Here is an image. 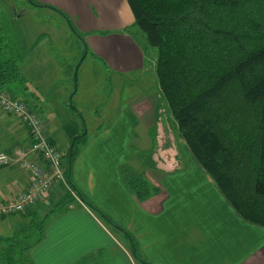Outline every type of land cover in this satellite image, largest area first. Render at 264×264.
Masks as SVG:
<instances>
[{"label": "crops", "instance_id": "crops-1", "mask_svg": "<svg viewBox=\"0 0 264 264\" xmlns=\"http://www.w3.org/2000/svg\"><path fill=\"white\" fill-rule=\"evenodd\" d=\"M35 1L60 10L63 15L46 8L60 18L58 25L64 35L69 30L83 44L87 58L100 62L113 74V93L107 97L102 114L94 118L91 136L74 163L72 181L90 203L133 237L143 262L134 257L126 235L79 202L64 213L49 214L50 209L44 216L41 241L31 244L17 260L22 264H264V227L238 214L187 145V155H179L173 149L174 155L164 158L146 155L148 149L158 147L157 131L163 128L158 83L140 92L126 86L129 93L115 103L116 84L121 95L124 84L133 80L131 77L154 70L156 64L153 56L147 55L144 42L136 38L139 31L133 27L135 18L127 0ZM29 14L28 9L21 13L15 10L14 0H0V26H6L7 31L10 27L8 37L25 79L24 85H11L9 92L14 96L21 94L19 97L43 116L48 122L50 142L64 152L60 147L65 149L86 124L79 117L84 118L82 112L78 110L72 116L68 109L75 84L69 74L74 65L65 69L62 95L56 90L53 95L47 94L45 88L40 90L39 85L45 83L41 76L28 79L27 73L50 61L44 55L45 48L39 49L44 43L41 37L48 35L29 34L22 26ZM75 31L82 35L85 44ZM48 84L57 89L55 82L50 80ZM61 114L81 123L72 129L70 124L66 126L71 121L65 123ZM4 115L10 118L0 112V151L13 157L16 150L30 145V135L16 117ZM86 129L88 134L87 124ZM124 168L144 177L157 193L139 201L124 184ZM30 183V175L17 165L0 166V201L13 198ZM65 194L58 187L45 200L49 197L48 205L54 206ZM39 209L37 206L29 210V218L35 219ZM25 220L29 219L19 214L1 218L0 238L16 234L13 227ZM7 231L11 233L8 235Z\"/></svg>", "mask_w": 264, "mask_h": 264}, {"label": "trees", "instance_id": "trees-1", "mask_svg": "<svg viewBox=\"0 0 264 264\" xmlns=\"http://www.w3.org/2000/svg\"><path fill=\"white\" fill-rule=\"evenodd\" d=\"M31 1L63 15L55 7ZM127 2L135 18L133 27L157 52L158 85L181 138L238 214L264 227V0ZM5 28L0 26V89L8 92L23 79L8 37L10 27ZM75 34L85 44L82 35ZM86 137L87 133L79 136L66 152V181L82 204L130 239L134 257L143 262L133 237L90 203L72 181ZM122 176L141 202L157 193L130 168H124ZM75 202L67 192L49 214L64 213ZM44 227L45 219L33 223L26 237L21 231L0 238L5 246L1 263L20 264L19 255L31 248L24 242L33 237L32 230L41 236ZM40 241L41 237L34 245Z\"/></svg>", "mask_w": 264, "mask_h": 264}, {"label": "rangeland", "instance_id": "rangeland-1", "mask_svg": "<svg viewBox=\"0 0 264 264\" xmlns=\"http://www.w3.org/2000/svg\"><path fill=\"white\" fill-rule=\"evenodd\" d=\"M14 2H15V10H17L18 12L21 13L25 9H28L30 11V14L27 17V19L22 21L23 28L29 34L36 36L40 34L48 35L41 37L42 38L41 41L44 40V43L39 47V49L45 48L44 55H48L50 61H48V65L47 63L45 64V67L36 68L35 70H32L29 73H27L28 79L32 81L33 78L35 79L37 76H41L45 80V83L43 84V86L39 85L40 90L45 88L46 93L50 95H53L56 90V93L62 95L64 92V86H63L64 84L62 83V81L66 77L65 75L66 67H68L69 64L74 65V67L71 68L69 74L71 78L70 80L73 82H74L75 71L78 68L77 83L76 85L74 84V88L70 95L71 97L69 101L70 103L73 104V106L71 105L70 108L68 109H70L69 113H71L72 116H74L75 113L76 114L79 113V111L82 112L84 118H82V116L80 115L79 117L82 120V123L86 122L88 126V130L90 131V133L88 131L85 140V142H87L88 137L91 136V131L93 129L92 127L95 125V123L93 122L95 116H98L100 113L102 114V109H103L102 107L106 103L107 97L109 96L110 98V95L113 93L112 84H111V78L113 74L109 73L108 70L104 67V65L101 64L100 62L91 60L90 56H88L87 58L86 49H84L83 44H81V42L69 30H67V35L63 34L64 32L61 30L60 26L58 25L59 21L61 20L60 18H58V16H56V14H54L56 12L53 13L47 10L46 8L36 7L34 5L32 6L27 0H14ZM136 38L140 42H144L147 55L153 56L156 63L157 52L155 49H152L149 46H147V44L145 43L146 41L145 35L139 31L138 34L136 35ZM39 49L37 50V52H39ZM154 70L156 72V64ZM154 70L152 71L148 70L142 75H136L135 77H131L133 80L130 81L128 80V83L124 84L125 87L121 95H119L120 88L116 84L114 91L115 96L113 98L115 100V103H117V101L119 100H123L126 96L125 94L129 93L125 89L126 86H130L131 91L134 92L144 91V89L147 90L152 89V87L156 85V83H158L157 78L155 76L156 73L154 74ZM22 79L24 82L25 79L23 77ZM50 80L56 83L55 85L57 89L51 88L52 85L48 84V81ZM20 84L24 85V83H20ZM75 87H77L76 92H75ZM9 91L8 93L11 96L13 97L17 96L18 99L28 104L24 99L20 98L22 96L21 94L17 93L16 96H14L13 94L10 93L11 91L10 92ZM160 95H161V99L159 102L160 103L159 107L161 108L162 111L160 113L162 114L163 128L157 131L158 136H156L154 132V135L156 136V141L159 142L158 147L157 145H154V147H152L150 151L148 149L146 155L152 156L155 154L164 158L167 156H172V154L174 155V153L171 152L172 149L178 151L179 155H184V154L187 155L189 153H188V149L186 148V143L181 138L179 131L175 128L174 120L168 108L166 100L164 99L162 93ZM0 112L2 111L0 110ZM2 113L5 118L6 117L10 118V116L8 117L4 115L5 114L4 112ZM67 117L68 116L61 114V118L64 119L65 123L71 121V119H68ZM18 122L19 124H22L20 120H18ZM78 122L81 123L80 120L75 118L70 123H67L66 126L70 124L71 128L73 129L74 125H78L77 124ZM46 123L48 129L49 128L48 122L46 121ZM67 132L69 133L70 130H68ZM82 134H84V132L81 133L78 132V135L73 136L70 141L73 142V140L76 137H79ZM3 141L6 142V140L4 139ZM55 144L56 146H58L57 141H55ZM70 144L65 149L62 147L60 148L63 149L64 152H67L69 150ZM0 153L6 154L5 152H1V151ZM65 161L66 159L64 160V163ZM4 166L6 167V165H1V167ZM7 167H9V165ZM48 203L49 204L51 203L49 201V197L46 200L41 201L37 205L40 207V209L37 211L38 216L35 217V219L33 220L29 218L32 215V212H30L29 210H28L29 212H25V214L22 215L19 214V216L24 218L26 217L29 220H25L21 224L14 226L13 229H17L18 232L26 231L25 233L23 232L24 236L25 237L28 236L30 233H28L27 229L30 230V227L33 223L40 224L41 221L45 219L44 216L49 212V210L51 209L50 210L51 212L55 208L56 205L49 206ZM44 204H47L48 207L44 206ZM35 230H32V233H34L33 237L29 241L24 242V246H29L31 244H34L38 240V238H40L39 232L37 230L36 232ZM10 233H11L10 231H7L6 234L9 235ZM4 247H5L4 245H0L1 250ZM19 263L22 264L21 262ZM0 264H2L1 261Z\"/></svg>", "mask_w": 264, "mask_h": 264}, {"label": "built area", "instance_id": "built-area-1", "mask_svg": "<svg viewBox=\"0 0 264 264\" xmlns=\"http://www.w3.org/2000/svg\"><path fill=\"white\" fill-rule=\"evenodd\" d=\"M0 110L16 117L28 129L30 145L18 149L13 157L0 153L1 165H17L20 170L31 177V183L13 198L0 201V219L23 214L35 208L55 188L61 187L65 192L71 191L66 178L64 160L66 152L55 147L49 139L46 120L24 101L11 96L0 89Z\"/></svg>", "mask_w": 264, "mask_h": 264}, {"label": "water", "instance_id": "water-1", "mask_svg": "<svg viewBox=\"0 0 264 264\" xmlns=\"http://www.w3.org/2000/svg\"><path fill=\"white\" fill-rule=\"evenodd\" d=\"M30 4H32L33 5V2L31 1V0H27ZM73 29V28H72ZM74 30V29H73ZM77 79H78V68L76 69V71H75V75H74V82H75V85H76V83H77ZM76 89H77V87H75V92H76ZM71 105H72V103H70ZM86 131L84 132V134L83 135H86ZM77 139H78V137H76L74 140H73V142H76L77 141ZM71 149H72V147H71ZM70 149V150H71Z\"/></svg>", "mask_w": 264, "mask_h": 264}]
</instances>
